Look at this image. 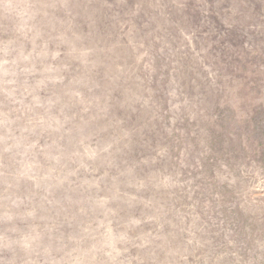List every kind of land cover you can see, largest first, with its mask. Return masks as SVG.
Returning a JSON list of instances; mask_svg holds the SVG:
<instances>
[{"label":"rangeland","instance_id":"1","mask_svg":"<svg viewBox=\"0 0 264 264\" xmlns=\"http://www.w3.org/2000/svg\"><path fill=\"white\" fill-rule=\"evenodd\" d=\"M0 264H264V0H0Z\"/></svg>","mask_w":264,"mask_h":264}]
</instances>
